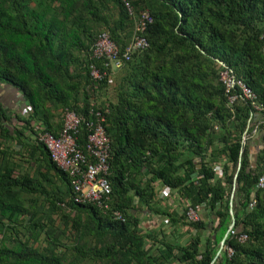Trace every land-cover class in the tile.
I'll return each instance as SVG.
<instances>
[{
  "label": "trees",
  "instance_id": "16d2710c",
  "mask_svg": "<svg viewBox=\"0 0 264 264\" xmlns=\"http://www.w3.org/2000/svg\"><path fill=\"white\" fill-rule=\"evenodd\" d=\"M127 1L132 14L123 0H0V83L30 108L11 126L0 100V264H264V187L255 188L264 150L252 166L248 144L264 111L228 104L219 80L221 62L264 106V0ZM143 10L147 46L108 68L92 53L97 35L106 31L120 55ZM91 64L105 72L100 80ZM65 109L83 117L74 134L83 152L85 123L103 117L110 209L125 221L74 202L67 175L30 142L32 122L57 134ZM157 183L185 201L180 213L154 207ZM187 206L207 220H187ZM144 210L195 233L181 243L142 231ZM230 210L234 232L211 262Z\"/></svg>",
  "mask_w": 264,
  "mask_h": 264
},
{
  "label": "built area",
  "instance_id": "2783aa9c",
  "mask_svg": "<svg viewBox=\"0 0 264 264\" xmlns=\"http://www.w3.org/2000/svg\"><path fill=\"white\" fill-rule=\"evenodd\" d=\"M129 14L132 8L127 0H123ZM151 16L147 10L140 12L135 25V33L131 40L125 45L121 54L113 41L110 40L106 31H101L92 46V53L95 57H105L104 63L110 69H118L123 63V59H128L135 50L145 48L147 41L142 32ZM219 80L224 86L228 104H232L238 99L250 102L254 112L264 111V106L256 101V94L242 80L237 79L231 69L219 62ZM105 72H100L98 68L91 64L90 75L94 80H100ZM22 96V95H21ZM23 100V97H22ZM24 101V100H23ZM30 110L26 102L23 103L20 113L26 115ZM252 113L250 114V117ZM249 117V119H250ZM61 126L57 134L45 129L41 122H32L28 133L36 143H41L47 150L51 160L56 167L62 170L70 181L72 189L71 197L76 203H89L95 207L108 211L114 220L125 221L124 215L118 210L110 209L111 187L106 178L108 171L109 140L103 127V117L99 112L95 113V118L85 123L88 132L84 144V151L77 145L75 139L76 128L83 120V117L73 110L65 109L61 113ZM248 119V120H249ZM264 120H261L262 122ZM257 125L252 129L256 132ZM246 136H243V140ZM216 169V167H214ZM264 187V172L258 176L255 188ZM163 196V195H161ZM254 204V199L248 203L249 208ZM202 206V205H201ZM186 219L194 222L200 219L197 209L187 206L185 210ZM233 233L231 227L228 232ZM246 235H239L240 241L245 240ZM231 252L230 249H228Z\"/></svg>",
  "mask_w": 264,
  "mask_h": 264
},
{
  "label": "crops",
  "instance_id": "0c3cea01",
  "mask_svg": "<svg viewBox=\"0 0 264 264\" xmlns=\"http://www.w3.org/2000/svg\"><path fill=\"white\" fill-rule=\"evenodd\" d=\"M104 95L101 94L99 99H103ZM0 100L3 104V106L6 108L7 112L10 113L12 116L10 125H14L16 123V120L14 119V114L20 112L22 105L24 101L22 100L21 93L18 90H15L13 87L1 82L0 83ZM257 119L256 123L253 124V128L255 125H258L261 121L260 115L256 114L255 118ZM59 121V123H58ZM60 120L58 118H55L52 129L55 132H58L60 128ZM257 132V131H256ZM254 133V136L249 139V146H250V161L251 165L254 166L255 161L257 159L258 154H262L260 151L264 150V128L260 130L257 133ZM262 138L261 142L259 139ZM157 187V198H155V202L153 203L159 209V207L164 208L165 210L172 211L174 214H178L182 211L185 201L181 199L178 194L172 190L168 189V191H165V187L160 185L159 183L156 184ZM163 193V194H161ZM163 195V196H161ZM199 214L201 218H206V210L200 209ZM138 217L141 219V229L142 231L154 233L158 232V230L164 229V223H166V226L168 227L167 236H179L184 230H187L185 226L179 225L172 231V227L168 225V221L166 218H163L160 215L155 214L154 212H149L148 210H144L143 212H139ZM146 219V220H143ZM207 220V218H206ZM174 238V237H173ZM179 241V240H178ZM187 241V238L183 241H180L181 243H185ZM162 249V248H161ZM171 264H181L177 261H173Z\"/></svg>",
  "mask_w": 264,
  "mask_h": 264
},
{
  "label": "rangeland",
  "instance_id": "374dc122",
  "mask_svg": "<svg viewBox=\"0 0 264 264\" xmlns=\"http://www.w3.org/2000/svg\"><path fill=\"white\" fill-rule=\"evenodd\" d=\"M27 136L29 137V140L31 142L32 136L30 134H28ZM12 147H14V149H16L17 145L14 144V145H12ZM25 168L29 170V166H26L25 164L22 165V169H25ZM168 189H169L168 187H165V191H168ZM161 194H163V193H161ZM143 220H146V219H143ZM163 225H164L163 231L165 232V231H167L168 227L166 226V223H164ZM192 233H195L194 229L187 228V230H184L177 238H178L179 241H182V240L184 241L186 238L188 239L189 235L192 234ZM166 235H167V233H166Z\"/></svg>",
  "mask_w": 264,
  "mask_h": 264
},
{
  "label": "water",
  "instance_id": "95a60500",
  "mask_svg": "<svg viewBox=\"0 0 264 264\" xmlns=\"http://www.w3.org/2000/svg\"><path fill=\"white\" fill-rule=\"evenodd\" d=\"M230 214H231V223H230V225H229V228L232 227L233 222H234V217H233L232 210H230ZM227 233H228V230H227V231L225 232V234L223 235L222 240H221V242H220V248H219V250L216 252V254H215V256L213 257V259H212L211 262H213L214 259L216 258V256L219 254V251H220V249H221V245L223 244V240L226 238Z\"/></svg>",
  "mask_w": 264,
  "mask_h": 264
}]
</instances>
